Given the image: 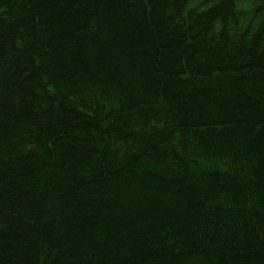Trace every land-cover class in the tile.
Returning <instances> with one entry per match:
<instances>
[{
  "label": "trees",
  "instance_id": "obj_1",
  "mask_svg": "<svg viewBox=\"0 0 264 264\" xmlns=\"http://www.w3.org/2000/svg\"><path fill=\"white\" fill-rule=\"evenodd\" d=\"M0 264H264V0H0Z\"/></svg>",
  "mask_w": 264,
  "mask_h": 264
}]
</instances>
